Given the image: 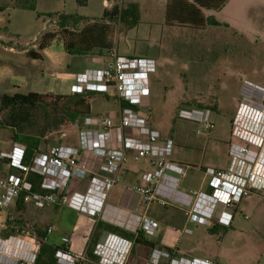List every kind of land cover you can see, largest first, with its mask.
Here are the masks:
<instances>
[{
	"label": "built area",
	"instance_id": "1",
	"mask_svg": "<svg viewBox=\"0 0 264 264\" xmlns=\"http://www.w3.org/2000/svg\"><path fill=\"white\" fill-rule=\"evenodd\" d=\"M110 54L113 60L96 74L88 70L79 75L80 85L74 88L73 94L106 93L113 88L116 97L128 104L121 106L117 123L111 118L86 116L76 122L77 127L81 125L78 147L58 145L46 152L39 150L29 163L24 162V144L14 142L11 152H0V160L14 170L0 177V212L7 211L20 200L38 209L70 206L85 212L88 211L86 203L95 202L99 211L107 210L108 194L120 184L121 170L131 156L135 160L148 159L153 166V171H145L141 183L135 187L147 205L158 203L179 207L189 223L212 228L229 226L240 202L251 194L264 191V103L261 94L242 92L243 99L231 121L230 156L240 162L241 167L201 168L210 192L187 191L182 189V179L191 166L172 160L174 140L163 138L139 112L144 100L150 97V75L156 72V60ZM177 117L196 124L201 136L209 137L216 127L214 111L208 107H184ZM82 152L102 158L100 172L103 174H92L80 164ZM32 172L43 177L41 187L45 192L33 191L29 180ZM85 179H89L87 193H69L71 183ZM207 197L216 203L210 214L198 209V201ZM218 208L220 212L216 211ZM110 212L115 214L112 208ZM92 213L96 214V211ZM103 218L114 221L110 216ZM129 220L131 223L115 221L116 225H112L133 233L143 231L150 237L158 231L159 224L148 217L134 215ZM51 231L52 228H48L47 233ZM133 244V241L107 231L96 244L94 253L99 264H127ZM41 245L35 232L0 235V264H36ZM79 260V256L70 251L57 253L58 264H78ZM149 263L214 264L209 259L177 257L157 248L152 251Z\"/></svg>",
	"mask_w": 264,
	"mask_h": 264
},
{
	"label": "rangeland",
	"instance_id": "2",
	"mask_svg": "<svg viewBox=\"0 0 264 264\" xmlns=\"http://www.w3.org/2000/svg\"><path fill=\"white\" fill-rule=\"evenodd\" d=\"M36 1L39 8L29 15L30 18H37V14L42 13L41 9L65 8L67 12H85L98 20L104 1L120 7L138 4L141 20L136 27L110 23L108 40L112 43L111 50L99 53L96 49L88 56H74L71 67L74 71L102 67L103 63L92 65V60L108 56L106 62H109L110 53L117 50L129 56H160L161 65L153 82L150 105L146 110V105L141 109L151 114L152 120L167 125L169 137L175 142L173 157L177 162L197 169L203 166L225 167L229 119L237 112V105L243 99L242 92H259L264 103V0H234L225 11L210 12L217 20L227 23L220 26L209 25L208 12L198 8L191 0ZM12 19L16 22L18 16ZM86 25L87 22H82L75 29L83 30ZM36 32H42L41 26L36 28ZM47 33L59 34L58 24ZM29 38L31 36L15 37V41L25 44ZM69 83L79 84L78 77ZM23 93L29 92L26 90ZM115 95V90L110 88L108 92H100L97 97L88 99L91 106L88 115L111 118L117 123V101H109L106 97ZM184 107H208L214 111L216 127L209 137L199 135L196 124L177 117ZM8 114V111L0 113V136L4 135L0 142L9 145L8 150L14 149L10 136L13 137L15 132L41 137L44 150L68 138H79L81 125L77 127L76 123H68L59 111L51 107L31 108L25 121L15 131L6 128ZM7 165L0 162V177L9 172ZM241 202L246 210L237 212L241 222L236 228L238 234L225 240L222 237L224 253L218 264H264V192L251 194ZM6 216L5 225L0 223V234L33 232L26 208L8 210ZM55 236H51L52 241Z\"/></svg>",
	"mask_w": 264,
	"mask_h": 264
},
{
	"label": "crops",
	"instance_id": "3",
	"mask_svg": "<svg viewBox=\"0 0 264 264\" xmlns=\"http://www.w3.org/2000/svg\"><path fill=\"white\" fill-rule=\"evenodd\" d=\"M233 1L234 0H229L225 7L219 12L225 11ZM113 6L115 5L108 1H104L103 11L99 18H102L106 9L110 10ZM38 8L39 3L36 0H0V98L3 96L12 97L16 94H29L31 92L51 96L71 95L74 92V88L80 85V83H72L71 85L69 82L73 81L75 78L77 79L79 75L86 73L88 70L94 71V74H96L99 70L103 69L107 63L113 60L111 55L109 56V62H106V59H109L108 56L102 57V60L95 58L91 62L92 65H101L102 63L104 65L102 67H86L83 71H74L73 67H71V61L74 56L66 52L63 42L58 38L49 42L44 49H41L40 43L42 37L49 29L56 26L60 14H77L89 19L93 18L85 12H67L65 8L62 10L52 8L41 9L42 13L37 14V18H30L29 15H31V13H36ZM206 11L210 17L214 16V14L210 12H216ZM14 16H18V21L15 22L12 19ZM218 21L222 24H227L220 19ZM38 26H41L42 32H36ZM29 36H31V38L27 39L25 44H20V42L15 41V37L17 39H22L23 37L27 38ZM37 54L41 57L38 58L34 56ZM114 54L125 57L153 58L156 60V72L150 75V97L144 100L142 104V106L146 105L144 107V110H146L151 102L150 98L151 92H153V82L158 75L162 58H160V56H158L159 58L156 57L157 55H123L119 53V50ZM66 89H69V91H65ZM26 90L29 93H23ZM117 104L120 112L121 104ZM141 107H139V112L146 118L150 126L153 129L159 130L163 138H171L169 137L170 132L167 125L165 126L161 121L152 120L151 114L143 112L144 110L141 109ZM147 116L149 117L147 118ZM232 117L229 119L230 135L226 145L227 160L223 168L229 166L235 168L241 167V163L233 160L230 156ZM6 128L11 129L10 127ZM1 138H4V135L0 136V139ZM10 139V144H14L13 137L10 136ZM59 145L78 147L79 138H77V140L68 138ZM8 146L0 142V152H11V150L7 149ZM53 147H50L46 151H49ZM40 150L45 151L42 148ZM173 155L172 160L175 163L183 166H191L177 162ZM0 162L5 161L0 160ZM79 162L92 174H103L100 172L103 165L101 157L90 152H82L79 156ZM5 164L7 163L5 162ZM7 168L9 172L14 171L9 165H7ZM201 168L205 169L207 167L203 166L197 169L191 166L186 169V176L182 179V189L187 191L202 190L210 192L206 183V175ZM145 171H153V166L148 159L135 160L133 157L128 156L120 173V184L108 194L107 204L109 207L106 208L107 210L102 209L99 211L100 207L95 202L86 203L88 211L83 212L70 206H48L45 209H38L32 204H24L20 201L11 206L8 210L26 208L29 213L33 232H42L46 235L45 241L49 244L67 247L68 251L79 256L80 260L78 264H99V258L95 255L94 251L93 254L96 256L94 259L89 258L87 252L88 249L92 248L93 241L96 238L100 240L107 231L118 234L134 242L127 264H150L149 260L152 251L156 248L169 251L177 257L209 259L214 264H218L224 253V243L221 241L222 237L223 240H225L230 236L234 238V236L238 234L236 228H239L238 226H240L239 223L241 222L237 218V212L238 210H246L243 203L240 202L236 207V213L229 226L217 225V227L213 229L214 227H207L203 224L189 223L183 209L179 207L162 206L158 203L147 205L143 201L141 194L135 187L141 183L142 175ZM88 188L89 179H85L71 183L68 191L70 194H85ZM111 208L115 214L110 212ZM215 208L216 203L211 198H201L198 201V209L203 213L210 214ZM8 210L0 212V223L4 222L3 225H5ZM92 211H96V214H93ZM216 211L220 212V209L218 208ZM131 215L148 217L156 221L159 224L156 234L150 237L144 233L145 240L138 242L136 238L127 237L119 230H109L108 226L112 224L116 225L114 223L115 221H126L127 223H131L129 220L130 217L133 218ZM104 216L108 219L109 216L111 219L113 218V223L104 219ZM245 218L247 219L246 216ZM3 225H1L2 228ZM48 228H52L50 233H47ZM186 229L191 232H186ZM229 229H232V232H229ZM240 232L239 235L241 234ZM53 234H56L55 239L58 240L57 243H55V239H53V241L51 240ZM0 235L2 237H7L8 234L4 232Z\"/></svg>",
	"mask_w": 264,
	"mask_h": 264
},
{
	"label": "trees",
	"instance_id": "4",
	"mask_svg": "<svg viewBox=\"0 0 264 264\" xmlns=\"http://www.w3.org/2000/svg\"><path fill=\"white\" fill-rule=\"evenodd\" d=\"M83 2L85 0H78ZM198 8L208 11H220L225 7L229 0H191ZM141 20V12L138 4L131 3L126 7L118 5L113 6L110 10L106 9L102 18L98 20L89 19L77 14H60L58 18L59 34L47 33L40 43V48L44 49L46 45L58 38L63 42L66 52L73 56H88L96 49L99 53H104L112 48V43L108 40L110 34V23L119 22L127 28L136 27ZM82 22H87L83 30H76ZM208 23L211 26L223 25L216 18L209 17ZM38 58L39 54L34 55ZM98 91H88L86 94H71V95H42L31 92L29 94H16L12 97L3 96L0 98V113L8 111L9 124L6 127L12 128L14 131L16 127H20L28 116L31 108L35 107H51L68 123H76L82 121L84 117L90 116L91 106L88 99H93L99 95ZM109 101L115 100L120 103L122 107H127L125 101L119 100L116 96H106ZM112 101V102H115ZM137 109V108H136ZM14 142L24 144L26 146L24 162L29 163L36 152L42 148V138L38 136L17 134L13 135ZM46 151V150H45ZM29 180L33 184V191L43 193L45 192L41 185L43 177L41 175L30 173ZM22 202V200H20ZM217 227L214 226L213 229ZM109 230H119L122 234L130 238H136L140 242L145 240L144 232L138 231L136 233L123 230L117 226L109 225ZM37 236L42 240L40 252L36 264H58V251H68L65 246H55L45 241L46 235L40 231H36ZM98 238L93 241L92 248L88 249L87 256L95 258L93 254L94 248L98 243ZM146 243V242H145ZM150 245L149 243H146ZM152 245V244H151ZM94 247V248H93Z\"/></svg>",
	"mask_w": 264,
	"mask_h": 264
},
{
	"label": "flooded vegetation",
	"instance_id": "5",
	"mask_svg": "<svg viewBox=\"0 0 264 264\" xmlns=\"http://www.w3.org/2000/svg\"><path fill=\"white\" fill-rule=\"evenodd\" d=\"M239 105V104H238ZM238 108V107H237Z\"/></svg>",
	"mask_w": 264,
	"mask_h": 264
}]
</instances>
